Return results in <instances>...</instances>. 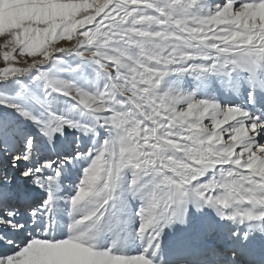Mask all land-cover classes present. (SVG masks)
<instances>
[{"label":"snow or ice","instance_id":"snow-or-ice-1","mask_svg":"<svg viewBox=\"0 0 264 264\" xmlns=\"http://www.w3.org/2000/svg\"><path fill=\"white\" fill-rule=\"evenodd\" d=\"M0 264H264V0H0Z\"/></svg>","mask_w":264,"mask_h":264}]
</instances>
